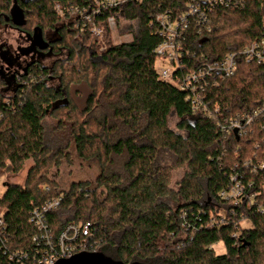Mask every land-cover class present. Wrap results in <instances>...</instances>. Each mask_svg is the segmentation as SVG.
<instances>
[{"label": "trees", "instance_id": "trees-1", "mask_svg": "<svg viewBox=\"0 0 264 264\" xmlns=\"http://www.w3.org/2000/svg\"><path fill=\"white\" fill-rule=\"evenodd\" d=\"M189 2L130 0L95 14L94 0H0L1 25L8 22L42 45L50 42L57 56L9 73L5 66L15 60L7 48V56L0 55V177L8 184L0 196V207L8 208L0 264H41L32 213L58 197L60 205L46 214L52 231L91 223L89 246L114 260L264 264V213L232 210L220 196L231 174L241 170L235 165L257 152L254 143L264 129L258 124L239 136L219 125L264 107V65L240 57L234 75H214L216 83L208 76L201 96L219 111L196 112L190 92L161 79L156 69L155 49L163 39L157 16L174 17ZM207 10L208 19L192 20L182 37L184 67L176 76L264 37V0H215ZM112 16L131 23V40L107 41ZM94 26L104 31L102 37L92 32ZM171 116L178 119L176 128ZM73 152L97 160L101 172L94 182L63 189L52 170L72 161ZM30 160L25 183L11 182ZM179 169L184 174L175 188ZM219 242L223 254L214 249ZM16 251L28 257L11 261Z\"/></svg>", "mask_w": 264, "mask_h": 264}, {"label": "built area", "instance_id": "built-area-1", "mask_svg": "<svg viewBox=\"0 0 264 264\" xmlns=\"http://www.w3.org/2000/svg\"><path fill=\"white\" fill-rule=\"evenodd\" d=\"M130 0H94L95 14L112 7L119 8ZM141 1V0H134ZM215 0H190L186 9L172 17L170 14H159L157 16V31L162 36L155 51L159 54L156 69L159 77L163 80L177 84L181 89L190 92V100L196 112L202 111L209 115H214L219 111L210 109L203 101L201 91L209 84L208 76L215 75L221 79L234 75L238 70L240 57H245L249 62H256L264 65V37L253 41L249 46L240 52H231L221 60L207 64L206 66L185 74L183 77L174 75L178 68L184 67L183 57V35L189 28L192 20L208 19V7ZM225 1V0H221ZM91 19V15H85ZM109 26H116L117 17L109 18ZM92 32L102 37L104 31L94 26ZM169 60V65L163 60ZM213 79V78H212ZM213 79V82L215 81ZM217 81H215L216 83ZM221 124L226 134L234 132L236 135L245 136L248 131L254 132L255 125H260L264 129V107H260L252 112L238 114L226 118ZM257 129V127H256ZM257 152L242 160V163L235 165L236 169H241L230 176V184L220 193L227 203L235 208H253L257 212L264 213V136L258 138L254 143ZM242 167H241V166ZM1 178V177H0ZM62 197L54 198L46 202L42 207L36 208L31 217V222L37 227L39 233L33 237L40 252L39 261L41 264H56L61 259H67L83 251H95L93 246H89L88 238L93 236L91 223L70 224L60 234H55L46 218L48 211L55 209L61 203ZM224 211L221 212L223 214ZM7 214L6 206L0 207V233L7 234ZM221 221H224L222 219ZM28 257L23 251H16L10 254L13 261L17 257Z\"/></svg>", "mask_w": 264, "mask_h": 264}, {"label": "rangeland", "instance_id": "rangeland-1", "mask_svg": "<svg viewBox=\"0 0 264 264\" xmlns=\"http://www.w3.org/2000/svg\"><path fill=\"white\" fill-rule=\"evenodd\" d=\"M16 18L19 21L22 20V17H16ZM128 24L130 25L131 23L123 19L122 17L120 19V23H117L116 26L113 28L112 26L110 27L111 34H110V38L108 37L107 41L119 43V42L131 40L132 32L129 31V27H127L129 26ZM22 36L24 35L20 33L19 31H17L16 29H12V28L5 29V28L0 27V47L1 45L6 44V43H8L9 46L11 45L12 47H17V45L19 44L18 40ZM21 39H20L21 41L24 40L23 37ZM107 41L105 40L104 42L101 43V48L106 47ZM25 44L27 43H24V45ZM3 56L6 57L7 55L4 54ZM47 61H50V60H47ZM8 62L9 63L11 62V58L8 60ZM163 62L166 64V66H170L169 65L170 62L168 59L163 60ZM177 121L178 119L175 116L170 117V124L172 128H176ZM52 123L53 122L51 121V119L47 120L48 127L51 126ZM32 164L33 162L31 160L27 161L22 171L18 175L11 177L10 181L14 183L24 184L26 177H27V173L30 167L32 166ZM100 172H101V169L99 166V162L97 160L94 159V160L84 161V160L79 159L77 155L75 154V152H73L72 161H68V162L66 161L63 163V165L60 168L53 169L51 176L53 179L58 181L61 188L68 189L69 186L73 182H79L83 180H89V181L94 182L99 176ZM183 174H184V171L182 169L176 170L174 172L172 183L175 188L178 187V182L182 179ZM5 182H6V178L1 177L0 178V196H2L5 193V190H6ZM245 226H248V224L247 225L245 224ZM214 249L218 254H223L226 251L225 245L223 242H219L218 244H216L214 246Z\"/></svg>", "mask_w": 264, "mask_h": 264}, {"label": "flooded vegetation", "instance_id": "flooded-vegetation-1", "mask_svg": "<svg viewBox=\"0 0 264 264\" xmlns=\"http://www.w3.org/2000/svg\"><path fill=\"white\" fill-rule=\"evenodd\" d=\"M0 27L5 29L7 28L14 29V27H12V24L8 22L3 25H1L0 22ZM15 29L17 30V28ZM19 32L24 35L22 36L24 40L21 41L22 40L21 37L20 38L21 40L20 39L18 40L19 44L17 45V47H12L11 45L9 46L8 43L3 44L0 47V55L4 54V52L2 51L5 50V48H7L9 55L12 56L13 59L15 60L13 66H5L6 70H8L9 73L14 72V70L19 69L24 64H30L31 62H35V61H39L40 63L43 64L46 63L47 60L52 61L55 58H57V56L53 52H51L52 49L49 48L51 46L50 42L47 41L48 43L47 45H42L38 37L31 38L25 35L22 31ZM24 43L27 44L24 45ZM1 65L2 62H0V67Z\"/></svg>", "mask_w": 264, "mask_h": 264}, {"label": "water", "instance_id": "water-1", "mask_svg": "<svg viewBox=\"0 0 264 264\" xmlns=\"http://www.w3.org/2000/svg\"><path fill=\"white\" fill-rule=\"evenodd\" d=\"M8 185L5 183V186ZM56 264H127L114 260L99 251H83L67 259H61ZM130 264H148L144 262H134Z\"/></svg>", "mask_w": 264, "mask_h": 264}]
</instances>
